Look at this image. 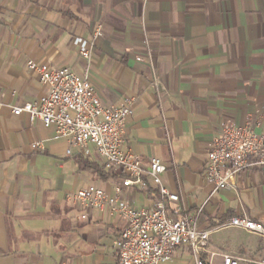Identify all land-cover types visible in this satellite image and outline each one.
Returning <instances> with one entry per match:
<instances>
[{"label":"crops","instance_id":"crops-1","mask_svg":"<svg viewBox=\"0 0 264 264\" xmlns=\"http://www.w3.org/2000/svg\"><path fill=\"white\" fill-rule=\"evenodd\" d=\"M76 39L90 46V64ZM30 59L88 75L106 106L134 99L123 149L145 167L152 157L166 165L162 183L180 198L175 216L195 217L201 230L235 215L264 221V166L236 173L237 189L214 191L204 175L225 121L264 132V0H0V264H117L125 225L98 208L81 218L86 210L66 199L88 185L114 196L124 172L105 167L94 143L70 146L55 124L13 113L48 92ZM122 200L154 202L135 187H124ZM223 231L243 239L225 249ZM224 254L253 264L264 259V239L215 230L202 257L222 264ZM160 264L196 258L181 245Z\"/></svg>","mask_w":264,"mask_h":264},{"label":"built area","instance_id":"built-area-1","mask_svg":"<svg viewBox=\"0 0 264 264\" xmlns=\"http://www.w3.org/2000/svg\"><path fill=\"white\" fill-rule=\"evenodd\" d=\"M100 34L99 29L96 35ZM75 43L80 55L90 64L88 43L81 39H76ZM27 66L48 87V92L35 101L12 106L13 113H26L32 121L40 120L46 127L55 124L57 136L66 138L70 146L84 150L89 143H94L97 152L104 157L105 167L118 168L125 174L121 184L116 186L114 196L94 185L66 194V199L74 200L86 210L81 218L88 217L89 209L98 208L124 220L125 225L114 241L117 264H160L169 260L181 245L191 247L196 264H213L212 260L202 257V251L211 233L225 227L241 228L264 239V221L246 215L231 216L213 230H201L196 218L189 214L174 215L180 211V198L162 183L161 175L166 165L152 157L145 167L139 155L123 149L125 123L132 113L134 99L130 98L120 106H106L88 75H78L68 66L51 67L33 59L27 61ZM5 105L0 99V111ZM33 147L41 150L43 144L37 141ZM207 152L204 175L214 191L229 187L237 189L236 173L264 166V132H257L252 122L237 125L225 121L221 134L213 139ZM148 179L155 187H150ZM124 187H135L154 198L152 207L139 208L123 201ZM222 256V264L249 260L228 254ZM250 261L264 264V259Z\"/></svg>","mask_w":264,"mask_h":264},{"label":"rangeland","instance_id":"rangeland-1","mask_svg":"<svg viewBox=\"0 0 264 264\" xmlns=\"http://www.w3.org/2000/svg\"><path fill=\"white\" fill-rule=\"evenodd\" d=\"M219 236H222V240L224 241H228L229 244H225L224 247L225 249H233L235 248L239 241H241L243 238L240 237V235H238V233H231L229 231H223L219 234ZM223 243H227V242H223ZM229 245V246H228Z\"/></svg>","mask_w":264,"mask_h":264}]
</instances>
